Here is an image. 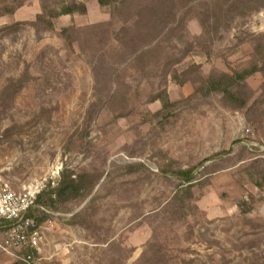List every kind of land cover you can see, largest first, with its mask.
I'll return each mask as SVG.
<instances>
[{
    "label": "rangeland",
    "instance_id": "374dc122",
    "mask_svg": "<svg viewBox=\"0 0 264 264\" xmlns=\"http://www.w3.org/2000/svg\"><path fill=\"white\" fill-rule=\"evenodd\" d=\"M0 176V264H264V0H0Z\"/></svg>",
    "mask_w": 264,
    "mask_h": 264
},
{
    "label": "built area",
    "instance_id": "2783aa9c",
    "mask_svg": "<svg viewBox=\"0 0 264 264\" xmlns=\"http://www.w3.org/2000/svg\"><path fill=\"white\" fill-rule=\"evenodd\" d=\"M43 189L40 184H32L23 190H15L0 176V229L6 230L0 247L6 251H23V259L28 263L34 262L35 254L41 253L45 230L54 224L57 215L39 203ZM34 209L46 214L44 224L31 214Z\"/></svg>",
    "mask_w": 264,
    "mask_h": 264
},
{
    "label": "trees",
    "instance_id": "16d2710c",
    "mask_svg": "<svg viewBox=\"0 0 264 264\" xmlns=\"http://www.w3.org/2000/svg\"><path fill=\"white\" fill-rule=\"evenodd\" d=\"M85 9H86V6L83 5V10H85ZM73 11L74 10H72L71 8L65 7V8H63V10H61L60 13L66 14V13H71ZM43 17H44L43 15H39V19H42ZM51 26H53V24H51ZM185 175H186L187 180L191 179V172L190 171H186ZM74 183H75L74 179L69 181V184H74ZM41 199H42V193L39 195L38 201H40Z\"/></svg>",
    "mask_w": 264,
    "mask_h": 264
}]
</instances>
